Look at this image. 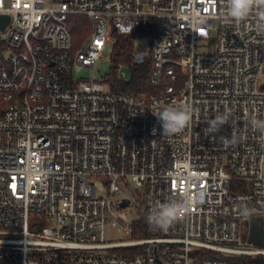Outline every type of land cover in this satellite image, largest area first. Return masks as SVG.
I'll list each match as a JSON object with an SVG mask.
<instances>
[{
	"label": "built area",
	"instance_id": "obj_1",
	"mask_svg": "<svg viewBox=\"0 0 264 264\" xmlns=\"http://www.w3.org/2000/svg\"><path fill=\"white\" fill-rule=\"evenodd\" d=\"M228 7L229 0H0V264L264 258V238L251 240L256 220L264 230V131L252 124L264 121V8L237 21ZM73 16L90 25L79 47ZM147 25L155 35L135 42L132 59L152 61L156 92L115 94L108 76L75 78L111 57L115 34ZM144 39L147 49L138 45ZM169 105L191 111L178 134L163 133L153 115ZM217 116L227 120L209 131ZM126 199L144 207L140 219L153 235L111 243L109 218ZM167 202H186L187 211L167 230L150 226L149 215ZM117 224L132 233L134 223Z\"/></svg>",
	"mask_w": 264,
	"mask_h": 264
},
{
	"label": "trees",
	"instance_id": "obj_2",
	"mask_svg": "<svg viewBox=\"0 0 264 264\" xmlns=\"http://www.w3.org/2000/svg\"><path fill=\"white\" fill-rule=\"evenodd\" d=\"M86 21V18L82 16H73L69 19V28L74 40L77 34L80 33L81 24H84ZM150 35H155L154 25L137 27L130 35L120 36L115 34L114 49L111 55L113 66L107 79L113 93L134 94L138 96L149 95L158 90L151 83L152 61L149 60L142 66H136L133 65L132 59L135 42L140 38ZM123 66L128 67L131 71L129 79L118 78V73ZM132 230L134 239L148 238L153 235L152 230L142 219L134 222ZM240 261L239 264H264V258H243Z\"/></svg>",
	"mask_w": 264,
	"mask_h": 264
},
{
	"label": "clouds",
	"instance_id": "obj_3",
	"mask_svg": "<svg viewBox=\"0 0 264 264\" xmlns=\"http://www.w3.org/2000/svg\"><path fill=\"white\" fill-rule=\"evenodd\" d=\"M254 7L264 8V0H229L228 17L237 21L246 17ZM261 23L259 28L264 31V11L260 12ZM203 21H198L202 23ZM161 122L163 133L172 135L180 133L191 119V111L187 105L183 107L169 105L161 109L158 113H153ZM227 120L226 116H217L210 121L209 131H217L220 125ZM253 127L264 131V121L253 120ZM187 211L186 202L161 204L158 210L153 211L148 217V224L160 230H167L172 222L182 212Z\"/></svg>",
	"mask_w": 264,
	"mask_h": 264
},
{
	"label": "rangeland",
	"instance_id": "obj_4",
	"mask_svg": "<svg viewBox=\"0 0 264 264\" xmlns=\"http://www.w3.org/2000/svg\"><path fill=\"white\" fill-rule=\"evenodd\" d=\"M88 27L90 28L88 21H86L84 24H81L80 33L77 34L76 39L74 40L75 47H79L81 45L82 41L86 37L85 31ZM138 45L147 49L149 47V41L145 39L141 40L138 42ZM112 66L111 57L100 58L96 61L92 69H82V71L74 73V76L75 78L89 79L92 75L96 79H100L101 77L108 76L111 73ZM121 73L125 79H129L131 76V71L129 68H122ZM97 185L99 187V192L102 193L103 188L99 183H97ZM119 196L122 199L125 197L132 198L128 192L123 191L119 193ZM143 212L144 207H142V205L135 199H133V203L128 208H121L117 203L115 207L116 215L109 218V222L106 227L108 241L111 243H120L134 240L132 233L124 231L119 224H117V226H114L113 224L117 223L118 220H121L125 225H130L138 221Z\"/></svg>",
	"mask_w": 264,
	"mask_h": 264
},
{
	"label": "water",
	"instance_id": "obj_5",
	"mask_svg": "<svg viewBox=\"0 0 264 264\" xmlns=\"http://www.w3.org/2000/svg\"><path fill=\"white\" fill-rule=\"evenodd\" d=\"M2 23L5 22L4 18H2ZM5 26V25H2ZM130 204V200L126 199L124 200V202L122 203L121 207L122 208H127ZM263 238H264V230L262 225H260L259 221H255L254 222V227H253V231H252V237L251 240L256 244V245H260L263 242Z\"/></svg>",
	"mask_w": 264,
	"mask_h": 264
}]
</instances>
